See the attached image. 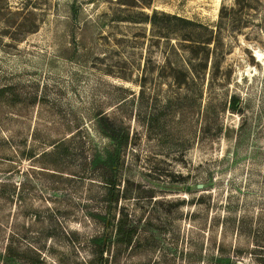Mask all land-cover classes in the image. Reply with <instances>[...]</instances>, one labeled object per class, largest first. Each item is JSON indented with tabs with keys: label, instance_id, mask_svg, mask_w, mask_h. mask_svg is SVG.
<instances>
[{
	"label": "rangeland",
	"instance_id": "1",
	"mask_svg": "<svg viewBox=\"0 0 264 264\" xmlns=\"http://www.w3.org/2000/svg\"><path fill=\"white\" fill-rule=\"evenodd\" d=\"M0 4V264H264V0Z\"/></svg>",
	"mask_w": 264,
	"mask_h": 264
},
{
	"label": "trees",
	"instance_id": "2",
	"mask_svg": "<svg viewBox=\"0 0 264 264\" xmlns=\"http://www.w3.org/2000/svg\"><path fill=\"white\" fill-rule=\"evenodd\" d=\"M2 1L3 0H0V2ZM241 1L242 0H235L237 4H239ZM2 6L4 5L0 4V9L2 8ZM5 7L6 5L4 6V8ZM136 17L138 18H127V19L128 20L130 19L132 21H148L154 25H159V27H163V23H169L171 20H173V22L176 23L175 27H182V26L185 27L191 25L196 27L201 26L195 20H190L182 16H178L176 14L158 12L157 10H153L150 14L139 13L138 16ZM25 31H29V29ZM205 43H208V41H206ZM197 64H198L197 62H190V66L195 73H197V69H196ZM5 91L6 89L4 87H0V95H2ZM103 125L105 126L104 131L107 132V137L112 140L111 142L114 145V149L112 151L110 152L107 151L108 154H107L106 162L111 169H114L118 164L119 148L127 143L128 135L127 132H122L121 128L117 126L115 123H111L107 121L103 123ZM39 155L45 156L46 152L43 151ZM33 156L34 154L31 155V157ZM113 186H114V182H113ZM112 225L114 227L115 241L124 246L130 245L136 232V227L134 226V224L130 223L125 217V215L122 214V216L118 218L117 221ZM11 242L12 240H10V242L5 247L3 262L9 261L11 257L16 255V253L13 252V248L11 247ZM28 263L40 264L41 262L35 259V260H29Z\"/></svg>",
	"mask_w": 264,
	"mask_h": 264
}]
</instances>
